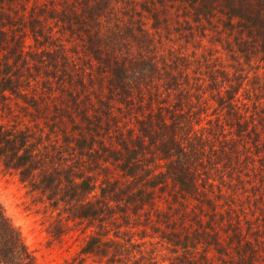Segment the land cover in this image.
<instances>
[{
    "label": "trees",
    "instance_id": "1",
    "mask_svg": "<svg viewBox=\"0 0 264 264\" xmlns=\"http://www.w3.org/2000/svg\"><path fill=\"white\" fill-rule=\"evenodd\" d=\"M8 3L0 100L15 95L38 112L61 162L39 149L38 122L33 130L11 119L0 120V159L43 190L88 192L99 181L101 200L75 208L95 228L81 252L158 264L141 255L145 241L113 225L171 186L160 213L181 264H197L198 249L221 263L264 264V0ZM93 163L99 172L83 170ZM0 264H35L1 203Z\"/></svg>",
    "mask_w": 264,
    "mask_h": 264
},
{
    "label": "rangeland",
    "instance_id": "2",
    "mask_svg": "<svg viewBox=\"0 0 264 264\" xmlns=\"http://www.w3.org/2000/svg\"><path fill=\"white\" fill-rule=\"evenodd\" d=\"M12 5H14L13 2ZM6 8L11 9L8 0H0V13L6 12ZM262 71L264 69L256 70V72ZM251 73L253 71L250 72V77ZM86 80L88 81L87 76ZM50 101L51 99L40 101V105L45 104L43 107L41 106L42 109L47 106L51 107ZM85 102L87 103V100ZM37 107L40 106L37 105ZM91 108L92 106H90ZM29 109L33 108L23 99L6 94V99L0 100V120L8 123L9 119L19 121V126L22 128L28 125L33 130L38 129V126L35 125V122H38V125L43 129L41 140L36 141L39 149L42 148V152H48L51 157L54 156V159L61 162L58 158L60 155L57 156L58 147L54 146L56 141L52 137L50 140L43 138L48 130L44 127L43 120L37 116L38 112L34 110L35 115L32 116ZM91 112L94 114L93 110ZM36 116L38 121H35ZM102 120H104V116ZM99 121L101 120L99 119ZM37 133L40 132L37 131ZM52 147L55 149L53 150ZM88 161L93 160L89 159ZM69 165H73L70 173L73 177L76 174L75 183H80L81 177L77 175V171L80 173L81 169L79 170L78 163H73L70 160L66 162V167ZM114 166L104 162L100 167L115 174L117 171ZM86 167L87 169L83 168V170L85 169L87 173L99 172L97 170L99 166L96 167L94 163L87 164ZM99 185L100 183L97 181L88 192L79 190L76 185L73 188L60 185L56 188L43 190L33 181H23L18 170L6 167L0 159V203L11 222L21 232L25 245L34 257L35 264H105V260H101L93 254L81 252L88 236L95 228L88 218H81L79 214L75 213L78 204L101 200L99 199ZM174 193L175 190L171 186L165 187L164 190L156 189V196L152 203L148 202L143 209L136 213L133 210L127 211L124 218L126 220L118 219L117 223L113 225V229L120 227L121 232L129 229L134 241H145L141 247L144 249L141 255H144L146 259L149 258V261H157L158 264H171L172 261L181 264V260L176 259L179 255L176 253L177 247L165 237L166 233H172L169 228L172 223L167 222V217L160 213L169 210ZM179 197L180 201L188 204V197ZM192 204L193 202L190 201L189 206ZM179 206L184 205L180 204ZM202 253H205L209 259L201 258ZM193 255L197 264H227L217 260V255L211 249L206 251L198 249Z\"/></svg>",
    "mask_w": 264,
    "mask_h": 264
}]
</instances>
